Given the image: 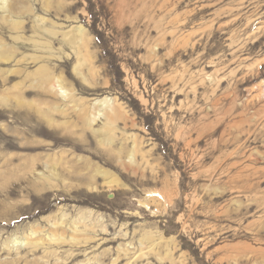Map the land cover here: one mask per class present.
<instances>
[{
  "label": "rangeland",
  "instance_id": "obj_1",
  "mask_svg": "<svg viewBox=\"0 0 264 264\" xmlns=\"http://www.w3.org/2000/svg\"><path fill=\"white\" fill-rule=\"evenodd\" d=\"M0 264H264V0H0Z\"/></svg>",
  "mask_w": 264,
  "mask_h": 264
}]
</instances>
